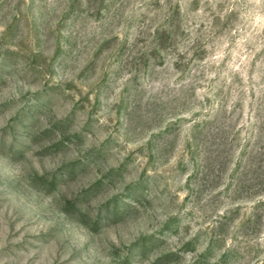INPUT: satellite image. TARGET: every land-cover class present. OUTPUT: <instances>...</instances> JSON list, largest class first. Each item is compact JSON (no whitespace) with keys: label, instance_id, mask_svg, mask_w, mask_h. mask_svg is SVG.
Returning a JSON list of instances; mask_svg holds the SVG:
<instances>
[{"label":"rangeland","instance_id":"374dc122","mask_svg":"<svg viewBox=\"0 0 264 264\" xmlns=\"http://www.w3.org/2000/svg\"><path fill=\"white\" fill-rule=\"evenodd\" d=\"M0 264H264V0H0Z\"/></svg>","mask_w":264,"mask_h":264}]
</instances>
